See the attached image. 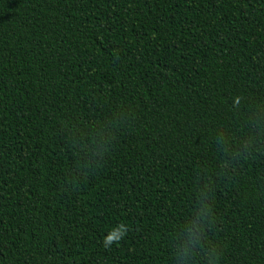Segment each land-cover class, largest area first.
<instances>
[{
    "label": "trees",
    "instance_id": "16d2710c",
    "mask_svg": "<svg viewBox=\"0 0 264 264\" xmlns=\"http://www.w3.org/2000/svg\"><path fill=\"white\" fill-rule=\"evenodd\" d=\"M0 264H264V0H0Z\"/></svg>",
    "mask_w": 264,
    "mask_h": 264
},
{
    "label": "clouds",
    "instance_id": "9594fccd",
    "mask_svg": "<svg viewBox=\"0 0 264 264\" xmlns=\"http://www.w3.org/2000/svg\"><path fill=\"white\" fill-rule=\"evenodd\" d=\"M195 228H196V225L194 224L193 225V229L190 231V235H195ZM123 234V233H122ZM114 239V237L112 235H109L107 238H106V241L105 243H110L112 242V240Z\"/></svg>",
    "mask_w": 264,
    "mask_h": 264
}]
</instances>
